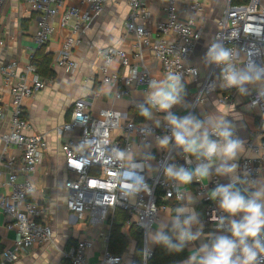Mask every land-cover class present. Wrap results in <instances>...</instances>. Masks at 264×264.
Listing matches in <instances>:
<instances>
[{"label":"built area","instance_id":"obj_1","mask_svg":"<svg viewBox=\"0 0 264 264\" xmlns=\"http://www.w3.org/2000/svg\"><path fill=\"white\" fill-rule=\"evenodd\" d=\"M8 1L0 0V25ZM109 1L22 0L39 15L35 31V41L39 46L50 41L56 30V22L68 29L55 58V64L65 72L77 69L74 50L82 43L90 25L102 14ZM127 3L130 12L125 26L128 33L135 36L132 52L115 45L97 50V55L103 60L98 67L102 81L114 86L118 83L124 85L116 91V98L128 95L137 86L148 88L149 81L154 78L144 59L145 54L149 53L161 64L166 75L182 74L184 83L188 82L196 87L189 100L183 98L185 105L190 107L174 106L171 109L174 114L184 108L187 111L184 116L193 114L199 106L213 99L219 105L235 103L240 93L235 88L222 86L223 65L209 64L202 77L199 66L190 62L203 33L204 21L201 16L204 2L189 0L186 5H181L180 0H164L165 20L156 23L154 27L149 26L152 14L146 7L145 0H127ZM218 37L224 40L226 46L238 50L237 64L251 59L264 66V0H249L242 4L227 0L223 13L216 22L211 42ZM3 45L4 41L0 40V46ZM31 58L24 67H20L17 60L7 64L0 63L4 86L9 89L12 97L10 123L5 129L0 127V143L4 146L0 153V210L9 217L7 229L15 230L18 234L13 247L0 253V264H13L25 250L39 244H50L54 237L52 226L45 220V208L33 199L36 186L31 176L42 163L48 141L46 135L37 133L34 125L24 117L23 104L27 98L44 89L48 80L39 73ZM116 61L128 68L126 75L111 71V66ZM193 70L196 71L194 77ZM244 96V104L257 116L258 126L256 134L247 143L251 154L242 161L240 176L244 177L247 173L249 179L257 180L264 169V98L258 95L255 88H250L249 94ZM1 103L0 98V120L5 117L6 112V106ZM57 131L65 136L61 150L65 167L70 174L63 184L67 209L74 218L87 220L90 225L104 226L108 230L103 234L105 248L97 260H92L89 256L96 247V238H84L65 252L70 264L123 263V254L117 255L108 249L110 231L119 209L127 212L128 224H135L142 230L143 250L148 249L150 253L147 260H144V264H147L153 255V249L148 244L149 232L161 212L168 208L167 200L180 203L185 198L184 188L181 187L177 192L179 182L167 178L164 167L176 165L195 169L205 161L183 153L174 142L167 149L157 145L158 137L171 135V128L164 119L160 123L127 120L122 112L112 108L102 109L99 115H94L85 98L74 102L70 119L59 126ZM133 136L137 138V146L143 152L134 159L148 164L140 175L145 177V183L151 188V192L145 193L142 190L132 198L135 202H130L119 190L121 174L126 171L127 165L116 159L115 149L133 151ZM10 146L18 148L20 160L6 154ZM147 155H151L153 159L145 161L144 157ZM152 163L154 166L151 168ZM4 169L7 176L5 181L1 179ZM192 182L196 184L197 194L207 203L206 221L220 235H230L226 227L218 228L215 218L227 214L222 212L217 201L210 198L202 179L197 178ZM218 184H222L220 177L212 175L211 186L215 188Z\"/></svg>","mask_w":264,"mask_h":264},{"label":"crops","instance_id":"obj_2","mask_svg":"<svg viewBox=\"0 0 264 264\" xmlns=\"http://www.w3.org/2000/svg\"><path fill=\"white\" fill-rule=\"evenodd\" d=\"M189 0H180L181 5H186ZM205 3L201 18L204 21L203 33L197 42L196 49L190 60L191 64L199 66L201 76L207 71L209 64L205 63V55L208 44L214 37L216 22L223 13V3L220 0H201ZM145 5L152 14L149 26L154 27L156 23L165 20L164 0H145ZM130 9L127 0H110L102 14L97 17L87 30L82 43L74 50L73 57L78 62V67L73 72H65L63 68L55 64V58L60 50L61 42L68 33L67 28L55 23L56 30L50 41L45 45V50L51 52L53 56L52 66L56 72L53 79L47 81L44 89L27 98L23 104V115L33 125L37 133L45 134L48 141V149L44 153L43 160L38 170L32 174L31 178L35 183L36 190L33 199L46 210L45 220L52 226L54 231L53 241L50 244H39L21 253L19 259L13 264H70L65 252L78 240L84 238H96L97 244L89 256L92 260H97L101 251L105 248L103 234L107 233L104 226H93L87 220H78L71 216L65 203V193L63 189L64 181L69 177L65 167L64 155L61 150V143L64 135H60L57 128L71 117L74 102L79 98H85L94 115H99L102 109H115L122 112L127 120H140L139 105L146 104L145 93L148 88L137 86L131 92L121 98H116L115 93L123 88L122 83L115 86L102 81V76L98 67L103 63L101 57L97 55V50L108 45L121 46L132 52L135 43V36L128 33L125 23L128 19ZM39 15L27 7L22 0H9L2 13V23L0 25V40L4 45L0 46V63H9L17 60L20 67H24L31 56L40 48L35 41V31L37 29V19ZM145 62L155 79H163L166 74L159 64L149 53L145 54ZM111 71L120 75H126L128 68L120 65L118 61L111 66ZM196 87L185 83L186 95L183 97L189 100L195 92ZM0 98L2 105L6 106L5 117L0 120V127L7 128L12 114V97L8 88L4 86L3 77L0 74ZM245 102V96L239 94L232 105H219L213 99L206 104L199 106L193 115L201 120H206L209 114L217 117H226L234 125V135L244 141L245 152L238 160V175L241 174V165L245 157L251 154L247 143L256 134L258 119L254 112H250ZM187 111L179 109L175 112L177 116L183 117ZM139 114V115H138ZM164 119V114L155 113L151 120H144L153 123H160ZM135 143L132 152L137 156L143 154L137 146V138L132 137ZM4 146L0 143V153ZM150 149H153L151 147ZM8 156H15L20 160L21 154L17 147L10 146L6 150ZM218 163V162H217ZM154 166L152 163L151 168ZM190 169H193L191 167ZM194 170V169H193ZM215 171V165L212 172ZM215 175V174H213ZM211 177L203 178V183L207 186L208 194L215 188L211 186ZM222 184H228L230 178L219 176ZM6 169L1 175L2 180H6ZM257 180L264 181V169L257 177ZM185 191V198L178 203L175 200H167L168 208L163 210L159 219L149 232V246L154 250L157 243L150 239L156 235L158 230L163 232L171 230L172 217L176 215L175 209L180 206L193 208L200 217L203 224L200 239L186 243L188 250L187 258L192 252L202 244L209 243L212 238L220 235V232L212 229L206 221L207 203L197 194L196 184L191 182L182 186ZM191 198L193 202H191ZM187 215V214H185ZM183 219V216L181 217ZM237 215L235 219H239ZM9 217L0 210V253L6 248L13 247L17 238L15 230L7 229L6 223ZM130 224L123 227V232L127 233ZM196 231V228H193ZM175 238V236H173ZM135 251V244L130 241L127 250L123 253V263L130 264ZM1 256V255H0ZM186 258V259H187ZM177 264H183V261Z\"/></svg>","mask_w":264,"mask_h":264},{"label":"clouds","instance_id":"obj_3","mask_svg":"<svg viewBox=\"0 0 264 264\" xmlns=\"http://www.w3.org/2000/svg\"><path fill=\"white\" fill-rule=\"evenodd\" d=\"M238 59V50L226 46L220 37L211 42L205 55L206 64L223 65L221 75L224 88H235L241 95H247L250 88H255L258 95L264 98V66L251 59L237 64ZM192 75H196L195 70ZM185 95L182 74L168 73L163 79L153 78L145 93L147 106L139 105V114L151 120L153 110L165 113L164 120L171 128V135L158 137L157 145L167 149L174 142L183 153L205 161L194 170L176 165L164 167V175L179 182L177 192L197 178H209L213 174L230 178L228 184H218L210 193V198L217 201L222 212L227 214L216 217L215 222L220 229L226 227L230 235H217L209 243L202 244L183 264H264V181L249 179L247 173L244 177L238 175L239 165L235 161L245 152L244 141L234 135V125L226 117L209 114L206 120H201L191 113L180 117L171 111L177 105L190 107L185 105ZM115 152L116 159L127 165L126 171L121 174V195L135 202L132 198L142 190L150 193L151 188L145 183V177L140 175L148 164L136 162V153L130 150L116 148ZM144 159L152 160L153 157L147 155ZM237 184L248 186L244 188L247 195ZM249 188L254 190L249 191ZM175 213L171 232L178 242L173 243L172 236L164 234L162 230H158L150 239L164 245L169 251L180 252L186 243L200 239L203 224L199 214L191 207H177ZM237 215H240L239 219H235ZM149 254L148 249L142 251L145 261Z\"/></svg>","mask_w":264,"mask_h":264},{"label":"trees","instance_id":"obj_4","mask_svg":"<svg viewBox=\"0 0 264 264\" xmlns=\"http://www.w3.org/2000/svg\"><path fill=\"white\" fill-rule=\"evenodd\" d=\"M248 1L249 0H232L235 4H242ZM45 45L46 44L40 46V48L32 55L31 62L36 65L43 78L51 80L55 77L56 72L52 66V53L45 50ZM145 106L147 105L145 104ZM144 120L145 118L140 115V120L137 121ZM128 220L129 216L126 211L121 209L116 211L115 220L110 231L108 249L114 254L121 255L127 250L130 241H133L135 244V251L130 264H144L142 256L143 232L137 225L131 224L128 227L127 233H124L123 227L128 224ZM163 233L172 236V232L169 229ZM172 240L173 243L178 242L173 236ZM187 256L188 250L186 245L182 251L175 252L169 251L164 245L157 243L153 250V255L148 259L147 264H177L186 259Z\"/></svg>","mask_w":264,"mask_h":264},{"label":"water","instance_id":"obj_5","mask_svg":"<svg viewBox=\"0 0 264 264\" xmlns=\"http://www.w3.org/2000/svg\"><path fill=\"white\" fill-rule=\"evenodd\" d=\"M236 186L241 189L243 194L247 195V193L244 192V188L241 184H237Z\"/></svg>","mask_w":264,"mask_h":264},{"label":"rangeland","instance_id":"obj_6","mask_svg":"<svg viewBox=\"0 0 264 264\" xmlns=\"http://www.w3.org/2000/svg\"><path fill=\"white\" fill-rule=\"evenodd\" d=\"M222 3H223V10H224V8H225V6H226V3H227V0H220ZM242 60H243V58H242Z\"/></svg>","mask_w":264,"mask_h":264}]
</instances>
